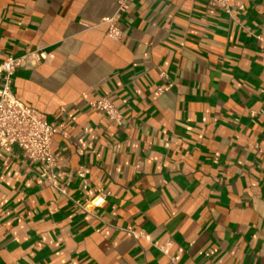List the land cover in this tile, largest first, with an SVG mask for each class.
Segmentation results:
<instances>
[{"label": "crops", "instance_id": "1", "mask_svg": "<svg viewBox=\"0 0 264 264\" xmlns=\"http://www.w3.org/2000/svg\"><path fill=\"white\" fill-rule=\"evenodd\" d=\"M118 2L0 0L64 192L0 150V264H264V0H136L115 41Z\"/></svg>", "mask_w": 264, "mask_h": 264}, {"label": "built area", "instance_id": "2", "mask_svg": "<svg viewBox=\"0 0 264 264\" xmlns=\"http://www.w3.org/2000/svg\"><path fill=\"white\" fill-rule=\"evenodd\" d=\"M136 0H119L116 16L106 19L107 37L120 40L123 36L117 26V19L130 10ZM212 6L229 12L228 0H209ZM45 60L44 54L31 53L22 57H9L0 63V150L12 154L18 148L30 163L42 166V179H51L53 187L64 194L55 184L57 161L51 152L52 127L47 117L18 101L14 95V76L19 69L36 65ZM161 88L158 92L166 91ZM92 111L102 113L117 125L122 115L109 97H100L91 103ZM174 263L179 257L172 259Z\"/></svg>", "mask_w": 264, "mask_h": 264}]
</instances>
